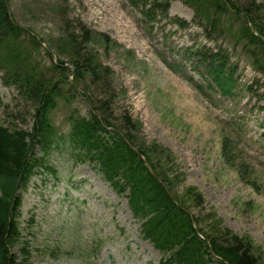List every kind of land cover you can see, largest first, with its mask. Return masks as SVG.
<instances>
[{
  "label": "rangeland",
  "instance_id": "1",
  "mask_svg": "<svg viewBox=\"0 0 264 264\" xmlns=\"http://www.w3.org/2000/svg\"><path fill=\"white\" fill-rule=\"evenodd\" d=\"M256 1L264 6V0ZM8 5L15 21L43 43L36 47L28 34L21 36L28 54L20 61L24 72L59 78L57 62L68 65L72 76L76 51L68 46L70 36L83 38L86 31L91 36L82 54H93L109 70L99 82L91 74L72 80L77 92L61 85L65 94L49 113L59 147L47 166L56 174L34 175L21 192V237L13 248L17 262L161 264L163 254L144 238L127 195L118 193L94 164L79 163L68 141L70 117L89 118L91 110L100 115L102 101L109 98L115 126H124L127 116L144 148L158 145L166 151L165 157L153 155L155 163L165 160L173 178L171 193L202 220L199 228L230 229L247 237L264 264V72L242 44L228 32L206 36L183 0H172L155 21L131 0H8ZM230 24L238 28L241 22L227 17L225 28H233ZM200 49L226 52L237 67L235 96L207 87L204 68L197 64ZM7 74L0 65V126L31 132L38 104L5 83ZM37 156H42L40 149ZM195 193L202 195L201 204Z\"/></svg>",
  "mask_w": 264,
  "mask_h": 264
},
{
  "label": "trees",
  "instance_id": "2",
  "mask_svg": "<svg viewBox=\"0 0 264 264\" xmlns=\"http://www.w3.org/2000/svg\"><path fill=\"white\" fill-rule=\"evenodd\" d=\"M195 10V17L203 25L210 38L215 34L228 32L259 71L264 72V8L255 0L240 3L233 0H183ZM141 8L142 14L153 21L158 12L165 13L170 4L160 0H131ZM241 22L238 28L226 27V18ZM249 23H252L253 29ZM185 28V23L179 21ZM28 34L36 47L37 38L12 19L7 0H0V65L8 69L6 83L15 84L24 90L25 95L38 104L36 121L31 132L11 131L0 126V264L17 263L13 248L19 243L21 232L17 218L21 206V192L25 190L32 176L50 171L47 158L52 150L59 147V137L49 120L50 111L56 106L57 99L65 93L63 83L69 86V92H77L69 80L65 66L54 64L60 69L59 78L46 77L34 71L24 72L23 63L28 54L22 49L21 36ZM83 38L74 33L70 36L69 48L74 47L73 64L76 68L74 81L83 75L91 74L99 82L109 70L93 54H82L90 39L87 31ZM80 38V40H79ZM71 49V48H70ZM72 50V49H71ZM74 53V51L72 50ZM197 64L204 68L201 75L207 87L224 97L235 96L238 80L235 77L237 67L229 62L226 52L221 49H200L197 51ZM65 81H64V79ZM10 79V80H9ZM202 88V86H199ZM67 91V93H69ZM1 102V98H0ZM111 99L102 101L100 115L91 110L89 118L71 116V131L68 141L77 152L76 159L81 163L94 164L113 188L120 194L127 193L129 204L137 218L142 221V232L155 248L163 252L162 264H259L253 253V244L230 229L204 231L198 230L201 219H192L191 213L183 202L171 195L173 178L167 171L162 158L155 163L153 155L164 156L166 151L154 145L144 148L133 134L134 125L125 117L124 126L117 127L111 121ZM133 126V127H132ZM116 128V129H110ZM126 130V131H124ZM134 144L155 170L153 176L144 160L127 143ZM42 156H37V150ZM157 149H160V154ZM165 157V156H164ZM164 184L168 187L166 190ZM194 188L189 190L193 193ZM194 200L201 204L202 195L195 193ZM218 225V224H216ZM23 254H29L22 247ZM218 259L214 262V257ZM26 259L22 262H25Z\"/></svg>",
  "mask_w": 264,
  "mask_h": 264
},
{
  "label": "water",
  "instance_id": "3",
  "mask_svg": "<svg viewBox=\"0 0 264 264\" xmlns=\"http://www.w3.org/2000/svg\"><path fill=\"white\" fill-rule=\"evenodd\" d=\"M148 167H149V169L152 171V169H151L150 165H148Z\"/></svg>",
  "mask_w": 264,
  "mask_h": 264
}]
</instances>
